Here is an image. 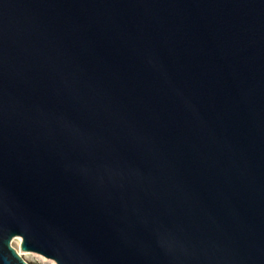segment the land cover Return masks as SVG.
I'll use <instances>...</instances> for the list:
<instances>
[{
	"label": "water",
	"instance_id": "obj_1",
	"mask_svg": "<svg viewBox=\"0 0 264 264\" xmlns=\"http://www.w3.org/2000/svg\"><path fill=\"white\" fill-rule=\"evenodd\" d=\"M264 264V0H0V264Z\"/></svg>",
	"mask_w": 264,
	"mask_h": 264
},
{
	"label": "rangeland",
	"instance_id": "obj_2",
	"mask_svg": "<svg viewBox=\"0 0 264 264\" xmlns=\"http://www.w3.org/2000/svg\"><path fill=\"white\" fill-rule=\"evenodd\" d=\"M21 237L20 236H16L11 240V245L17 250V252L20 254V252L22 253H35L38 254L40 256H43L42 254L33 252V251H23L20 248V243H21ZM21 255V254H20ZM29 264H56V262L53 259L47 258L45 256H43L45 259H42L40 257H38L37 255H32V256H26V255H21Z\"/></svg>",
	"mask_w": 264,
	"mask_h": 264
},
{
	"label": "bare ground",
	"instance_id": "obj_3",
	"mask_svg": "<svg viewBox=\"0 0 264 264\" xmlns=\"http://www.w3.org/2000/svg\"><path fill=\"white\" fill-rule=\"evenodd\" d=\"M21 255H26V256H32V255H37L38 257L42 258V259H45L43 256H40L38 254H35V253H29V252H26V253H22L20 252Z\"/></svg>",
	"mask_w": 264,
	"mask_h": 264
}]
</instances>
